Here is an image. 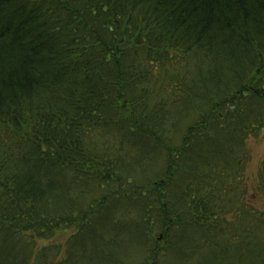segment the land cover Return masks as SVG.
I'll return each mask as SVG.
<instances>
[{
	"label": "trees",
	"instance_id": "obj_1",
	"mask_svg": "<svg viewBox=\"0 0 264 264\" xmlns=\"http://www.w3.org/2000/svg\"><path fill=\"white\" fill-rule=\"evenodd\" d=\"M263 131L264 0H0V264H264Z\"/></svg>",
	"mask_w": 264,
	"mask_h": 264
},
{
	"label": "rangeland",
	"instance_id": "obj_2",
	"mask_svg": "<svg viewBox=\"0 0 264 264\" xmlns=\"http://www.w3.org/2000/svg\"><path fill=\"white\" fill-rule=\"evenodd\" d=\"M247 151L250 155V163L247 168L248 181L250 186V197L258 206L264 208V193L257 194L256 171L259 162L264 159V131L257 136H251L247 140Z\"/></svg>",
	"mask_w": 264,
	"mask_h": 264
}]
</instances>
